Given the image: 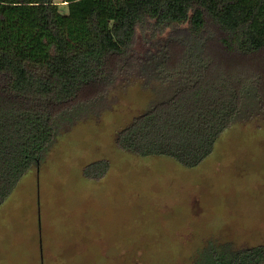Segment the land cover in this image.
<instances>
[{
	"label": "trees",
	"instance_id": "16d2710c",
	"mask_svg": "<svg viewBox=\"0 0 264 264\" xmlns=\"http://www.w3.org/2000/svg\"><path fill=\"white\" fill-rule=\"evenodd\" d=\"M135 75L168 93L116 146L201 165L235 123L264 120V0H0V206ZM110 168L97 160L82 176L100 182ZM195 252L190 264H264V243Z\"/></svg>",
	"mask_w": 264,
	"mask_h": 264
},
{
	"label": "rangeland",
	"instance_id": "374dc122",
	"mask_svg": "<svg viewBox=\"0 0 264 264\" xmlns=\"http://www.w3.org/2000/svg\"><path fill=\"white\" fill-rule=\"evenodd\" d=\"M146 46L140 39L137 50ZM125 78L101 116L60 137L0 206V264H190L206 244L264 243V120L235 123L194 168L139 157L116 136L168 91ZM101 159L109 173L84 178L83 167Z\"/></svg>",
	"mask_w": 264,
	"mask_h": 264
}]
</instances>
